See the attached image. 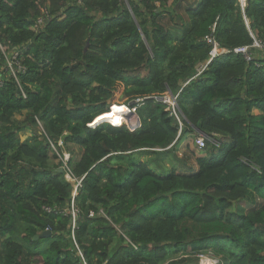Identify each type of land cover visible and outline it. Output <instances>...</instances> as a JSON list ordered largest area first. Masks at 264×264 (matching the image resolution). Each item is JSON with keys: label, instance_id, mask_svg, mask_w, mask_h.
Wrapping results in <instances>:
<instances>
[{"label": "trees", "instance_id": "16d2710c", "mask_svg": "<svg viewBox=\"0 0 264 264\" xmlns=\"http://www.w3.org/2000/svg\"><path fill=\"white\" fill-rule=\"evenodd\" d=\"M206 36L226 52L210 58ZM254 41L264 44V0L243 11L237 0H0V46L14 56V75L0 71V264H196L201 254L264 264V50ZM168 92L180 131L158 100ZM136 98V130L88 126L107 103ZM184 135L219 143L172 156L169 169L138 160L173 155ZM62 149L82 179L73 202Z\"/></svg>", "mask_w": 264, "mask_h": 264}, {"label": "built area", "instance_id": "2783aa9c", "mask_svg": "<svg viewBox=\"0 0 264 264\" xmlns=\"http://www.w3.org/2000/svg\"><path fill=\"white\" fill-rule=\"evenodd\" d=\"M237 1L239 3L240 8L243 11V8H244L247 0H237ZM39 24H41V19L37 20V25H39ZM206 42L211 46V50L209 52L210 58H214V57L221 55V54L226 52L225 49L219 47L218 43L212 37L206 36ZM253 46L258 48V49L264 50V44H261L257 41L253 42ZM1 47L2 46H0V51H1ZM233 52L241 53L244 55L246 60H250V57L248 54L249 49L247 47L235 48L233 50ZM7 63L9 64L8 60H7ZM9 68H11V64H10ZM11 74L14 75V72L12 71V69H11ZM22 96L25 97L23 92H22ZM143 101H144L143 98H136L129 103L120 104L118 106V109H120V113H121V121H122V123H124V126H126L129 131L136 130L137 128L140 127V121H139V118L137 116V108L139 106H141ZM162 102L167 105V110L169 112V115L176 120V122L179 125V131H180V128L182 126V119H185V118H184L183 114L181 113V111L177 105L176 95H172L170 92H168L167 95L163 96ZM114 107H115V105L112 106L111 110ZM129 122H130V124H129ZM214 136H217V135L214 134ZM206 141L211 142L215 146H217L219 143L218 141L214 140L211 136L207 137V136L199 135L195 138L194 144L198 149H203L206 145ZM58 144H60V142ZM62 157H63L62 158V161H63L62 167L65 169V176L67 177L66 179L72 184V187H73V189H72V200H71V202H72L73 198L76 196L77 191L82 186L81 185V179L74 177V175L71 173V171L67 165V161L69 160V154L63 153ZM46 210L49 211L50 209L46 208ZM74 215H75V210H74V206L72 203L71 204V216H72V218H74ZM206 264H217V260L214 259L213 261H208Z\"/></svg>", "mask_w": 264, "mask_h": 264}, {"label": "rangeland", "instance_id": "374dc122", "mask_svg": "<svg viewBox=\"0 0 264 264\" xmlns=\"http://www.w3.org/2000/svg\"><path fill=\"white\" fill-rule=\"evenodd\" d=\"M1 52H2L3 55L6 56V59L8 60L9 64L7 63V65L5 67V65L1 64V62H0V71L4 72L7 69L8 70V74H9V73H11V69H12V71L14 72V68H13L14 56H13L12 52L6 50V48H3V47H1ZM10 64H11V68H9ZM4 74L7 75V72L5 71ZM120 104H124V103L120 102ZM113 105H115V104L107 103V105H106L107 106V112H109V111L110 112L107 113V115L105 114V115H102V116H98L96 118L95 122H99V121L105 122L106 121V122H111L112 124H119V125L123 124L124 125V123H122V121L120 120L121 119L120 109L113 108L111 110ZM26 114H27V112L24 111L21 115H15V119L16 120H21ZM110 115L113 116V117H111ZM116 115H118V117H116ZM38 128L40 129V131H42V129L40 127V124L38 125ZM32 134H33L32 130H28V129L21 130L20 133H19L20 141L26 140V138H29ZM217 136L219 138V135H217ZM195 138L196 137L194 135H184V137L181 138L178 146L176 147L173 155H167L166 154L164 156V154H163V155L157 157V156H154L151 153L150 154L142 153L140 156H138V158H139L138 160H141V161L149 164V166L154 171H158V169L153 164V160H156L158 162V164H160L164 169L172 168V166H174L173 161H172L173 160L172 156H174V158L178 157V158H181L183 160L189 161L191 158H193L192 157L193 154L194 155L198 154V156H203L205 154L204 151L199 150V149H197L195 147V145H194ZM62 151L67 153L65 149H62ZM73 151H74V155H76L78 157L79 154H80L79 153L80 149L74 147ZM74 155H71V156L74 157ZM69 156H70V154H69ZM76 156H75V158H76ZM163 157L167 158V161L165 162L166 164L161 162ZM52 162L54 164H57L58 159L57 160L53 159ZM65 178H67V177L65 176ZM77 193H78V191H77ZM258 202H261V201L258 200ZM246 209L250 210L249 206H246ZM171 258H173V255H171ZM214 259L215 258H213L212 256H209V254H201V255L198 256V260H197L196 264H206L208 261H213Z\"/></svg>", "mask_w": 264, "mask_h": 264}, {"label": "clouds", "instance_id": "9594fccd", "mask_svg": "<svg viewBox=\"0 0 264 264\" xmlns=\"http://www.w3.org/2000/svg\"><path fill=\"white\" fill-rule=\"evenodd\" d=\"M108 113V112H107ZM101 116V115H100ZM97 118V117H96ZM96 118L93 120V122L92 123H90V124H88V126L89 127H91V128H94L95 126H97L98 124H101V123H107V124H109V125H112V126H115V125H113L111 122H102V121H100V122H95L96 121ZM123 124H120V125H118V126H122ZM195 145V144H194ZM196 147V146H195ZM197 148V147H196ZM198 149V148H197ZM199 150H202V149H199ZM65 153V152H64ZM70 157V156H69ZM82 180V179H81ZM68 181V180H67ZM69 182V181H68ZM70 183V182H69ZM71 184V183H70ZM71 186H72V184H71ZM72 189H73V187H72ZM73 202V201H72ZM71 205V204H70ZM70 213H71V209H70Z\"/></svg>", "mask_w": 264, "mask_h": 264}, {"label": "water", "instance_id": "95a60500", "mask_svg": "<svg viewBox=\"0 0 264 264\" xmlns=\"http://www.w3.org/2000/svg\"><path fill=\"white\" fill-rule=\"evenodd\" d=\"M158 100L162 101L163 100V97L161 98H158ZM62 170H59V172H61ZM50 233L48 231H44L42 233H40L39 235L37 236H34L33 240H36L38 238H45L46 236H48Z\"/></svg>", "mask_w": 264, "mask_h": 264}, {"label": "crops", "instance_id": "0c3cea01", "mask_svg": "<svg viewBox=\"0 0 264 264\" xmlns=\"http://www.w3.org/2000/svg\"><path fill=\"white\" fill-rule=\"evenodd\" d=\"M114 108H118V107H114ZM254 113H257V111H254ZM105 115V114H104ZM107 115V114H106ZM196 156H198V154H196ZM194 160V159H193ZM193 160L190 161V168H193L195 169L196 168V165H195V162H193Z\"/></svg>", "mask_w": 264, "mask_h": 264}, {"label": "bare ground", "instance_id": "6f19581e", "mask_svg": "<svg viewBox=\"0 0 264 264\" xmlns=\"http://www.w3.org/2000/svg\"><path fill=\"white\" fill-rule=\"evenodd\" d=\"M129 124H130V122H129Z\"/></svg>", "mask_w": 264, "mask_h": 264}]
</instances>
